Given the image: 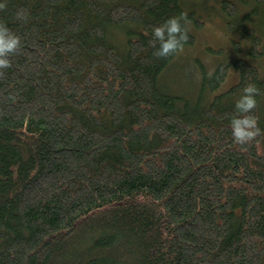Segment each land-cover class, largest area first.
<instances>
[{"label":"trees","instance_id":"obj_1","mask_svg":"<svg viewBox=\"0 0 264 264\" xmlns=\"http://www.w3.org/2000/svg\"><path fill=\"white\" fill-rule=\"evenodd\" d=\"M197 1L0 0L21 38L0 71V264H264V132L229 125L255 83L264 129V0H222L235 56L209 48L174 90ZM181 13L189 40L157 57L153 27Z\"/></svg>","mask_w":264,"mask_h":264},{"label":"clouds","instance_id":"obj_2","mask_svg":"<svg viewBox=\"0 0 264 264\" xmlns=\"http://www.w3.org/2000/svg\"><path fill=\"white\" fill-rule=\"evenodd\" d=\"M0 7H3L2 2H0ZM186 16V13L171 16L153 27L152 43L157 45L154 55L168 57L183 49L185 42L189 40L188 30L184 23ZM20 43V36L6 24L0 23V71L11 65L10 57L19 49ZM259 92L260 89L255 83H248L238 98L234 100V114L229 125L233 140L238 144H245L264 132L258 123L259 116L253 112V109L257 107Z\"/></svg>","mask_w":264,"mask_h":264},{"label":"rangeland","instance_id":"obj_3","mask_svg":"<svg viewBox=\"0 0 264 264\" xmlns=\"http://www.w3.org/2000/svg\"><path fill=\"white\" fill-rule=\"evenodd\" d=\"M222 0H199L195 2L203 25L195 29V43L182 50L173 62L169 71L162 78L171 89L186 91L190 81L194 83L199 77L198 68L201 64L206 70H211L216 62L221 60L219 55L211 49H220L225 55L226 61L235 56L233 40L235 36L227 34L222 17L218 15L217 8ZM222 59V60H223ZM229 76L221 89H225L235 81V74L229 70ZM191 85V84H190ZM197 86V85H196ZM198 87V86H197Z\"/></svg>","mask_w":264,"mask_h":264}]
</instances>
